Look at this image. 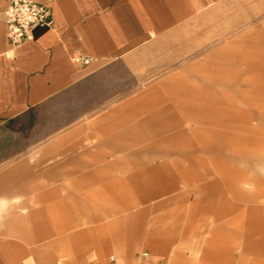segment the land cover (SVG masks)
<instances>
[{"label":"crops","instance_id":"0c3cea01","mask_svg":"<svg viewBox=\"0 0 264 264\" xmlns=\"http://www.w3.org/2000/svg\"><path fill=\"white\" fill-rule=\"evenodd\" d=\"M8 1L0 0V204L41 205L13 208L0 221V264H178L183 258L177 238L150 231L131 238L140 232L139 218L127 217L120 227L121 221L98 215L91 204L88 213L76 211V229L66 238L64 224L50 218L56 213L64 220V196L46 190L30 201L32 189L122 188L131 182L133 193L112 197L131 209L165 196L174 210L169 216L185 213L191 231L206 213L220 214L224 192L234 202L264 197V174L256 169L264 164V143L235 124L263 116L251 110L264 103V81L255 80L251 68H264V58H245V87L236 93L207 86L202 103L180 107L191 108L183 112L193 119L191 127L183 128L169 110L176 106L169 93L193 91V76L214 75L209 61L224 58L218 53L240 42L258 12L264 13V0H31L47 4L54 23L35 27L18 46L7 37ZM79 53L95 61L74 64L71 56ZM232 84L240 85L235 79ZM145 129L157 135L159 148L179 154L175 171L163 173V161L158 167L145 163L149 147H129L130 140H143ZM195 160L208 162L211 171L197 170ZM114 171L120 174H106ZM245 184L254 188L246 191ZM89 197L97 202L91 192ZM83 222L89 225L81 227ZM226 224L219 226L236 236ZM242 230L246 249L261 245L262 239L251 240V231L264 232V224L248 216ZM66 240L76 249L68 260Z\"/></svg>","mask_w":264,"mask_h":264},{"label":"rangeland","instance_id":"374dc122","mask_svg":"<svg viewBox=\"0 0 264 264\" xmlns=\"http://www.w3.org/2000/svg\"><path fill=\"white\" fill-rule=\"evenodd\" d=\"M218 55H224V58L209 61L210 64H214V67L209 69V72L214 73V75L193 76V88H195L193 91L169 93L172 103L176 105L169 108V110L171 111L174 119L182 122L183 128L191 127L193 125V119L183 115V112L191 111V108L180 107L184 105L202 103L204 89L207 86L210 90L218 93L221 90H225L229 93H236L237 87H245V85L241 84V81L245 78L243 75H240L242 72L246 71L245 65L243 64L245 58L253 56L264 58V13L258 12L256 21L250 25L247 33L241 36L240 42L227 45L226 51L223 53H218ZM251 69H253L251 72L255 74L254 79L263 82L264 68L259 69L253 67ZM234 79L235 81H239L240 85L238 84L236 86L232 84ZM238 103L245 105L243 101H238ZM145 110L147 112L151 109ZM251 110L255 114L262 112L263 116H260V119L242 118L239 122L235 123L237 130L248 136L250 140L264 143V130H257L260 129L259 127H264V103L255 104L253 106L251 105ZM162 122L167 124L170 122V120L164 119ZM163 136H167V133H164ZM187 138V140L193 139L190 132H188ZM156 141H158L157 135H152L151 133L149 134L145 129L143 140L139 142L130 140L129 147H149L150 149L146 150H149L150 153H148L147 156H144L145 163L150 161L151 165L149 166L158 167L161 161H163L165 167L161 169L163 173L169 169L170 171H175L174 167L176 165H174V161H177L178 159L180 160L178 156L179 154L175 155L172 152L169 153V150L167 149L159 148L158 146L160 145L155 144ZM163 145H165V143H162V146ZM106 158L108 160H113L115 159V156H107ZM202 164V162L195 160V167L197 170L201 171L204 169L203 167L206 166L205 169L211 171L212 168L208 162H206L204 166ZM184 165H186V163H184ZM132 167L133 165H130V168ZM256 169L261 174H264V164H259ZM133 172L134 171L130 170L128 174L131 175ZM106 174L117 175L120 173H116L114 171ZM209 179H212V177ZM177 185L180 190V180H178ZM243 186V189L246 191L252 190L254 188L252 185L247 184ZM134 189L135 186L131 182H127V184H125L122 188L91 189L64 187L57 189L50 187L32 189L28 193L27 197L30 199V201H34L37 194H40L42 191L46 190H55L57 196L60 198L64 196L65 203L62 205L65 208L63 215L64 220L61 218V215L59 216V214L56 213L50 215V218L58 217L59 223L64 224L63 227L65 230L62 231L61 235L65 236L66 238L67 235L74 230V228L76 229V223L74 222L76 220V211H79L80 209L81 211H86L88 213L87 209L89 204H91L92 206H96L98 215L102 214L107 220L114 222V224L115 222L117 223L118 220L119 222L121 221L120 227H123L124 223L128 221L127 217L139 218L141 225L140 232L135 231L131 238L137 239L139 237L137 234L143 231L155 232V234H160V237L163 236L166 238H177L178 242H182L181 250L183 252V258L178 264H259V259L257 257L260 255L262 260L259 262L264 264V232L257 230L251 231V240L254 241L255 239H262V243L259 246L256 244V246L253 245L250 247V249H246L244 244V231L242 230L244 221L248 216L252 217V222L255 223V225L260 226L261 224H264V197H258L255 201L250 203L234 202L228 197L226 192H224V200L219 201L220 209H222L220 214L215 216L214 213H206L201 217L200 221L197 219V225L194 224L195 231H191L190 229L193 226V223L185 213L178 218L173 217V219L171 216H169V214L174 213V210L170 208V204L165 199V196L153 198L138 205L134 204L135 207L131 209L127 207V204L124 201V203L119 202L121 198L112 197L114 193H121L123 195L130 192L133 193ZM89 192H91L92 196L97 197L96 203L93 202L95 201L93 198V200H91V197H89ZM103 196H105V198ZM194 197L196 198L197 195H193V198ZM74 199H77L76 204L73 203ZM189 199L190 201L192 200V198ZM22 200H24V197L18 198V201ZM40 205L41 204L36 202H30L28 204L17 202L14 203V205L9 203L0 204V221L7 217V213L13 208H16L15 210L20 211V208L29 210ZM116 206L122 210L120 213H115L113 211V208ZM248 208L251 210L250 213L246 212ZM139 212H142V216L140 217H138ZM232 217H235L234 225L230 224ZM155 223L158 224V227L155 228L162 230L166 229L169 231H158L156 229L153 230L152 225H155ZM223 223L229 224H226V229L234 228L233 230L236 231V236L225 234L226 231H223L221 228L225 227L223 226ZM88 225V222H83L81 227H87ZM219 225H221V227ZM175 231L177 233L179 232L180 234L174 235L173 233H175ZM87 238L88 235L82 237V239L85 240H87ZM64 254V258L66 260L76 257V249L74 251L72 241H65ZM109 260H111L110 257Z\"/></svg>","mask_w":264,"mask_h":264},{"label":"built area","instance_id":"2783aa9c","mask_svg":"<svg viewBox=\"0 0 264 264\" xmlns=\"http://www.w3.org/2000/svg\"><path fill=\"white\" fill-rule=\"evenodd\" d=\"M4 16L7 37L14 46L28 39L35 27H52L54 23L51 8L47 4H39L31 0H9ZM71 61L84 67L94 62L95 58L79 53L72 55ZM143 255L145 256L146 253Z\"/></svg>","mask_w":264,"mask_h":264}]
</instances>
